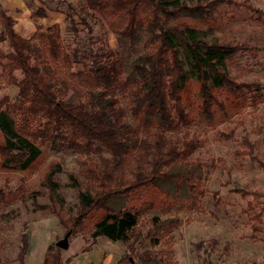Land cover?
Returning <instances> with one entry per match:
<instances>
[{"label":"trees","instance_id":"16d2710c","mask_svg":"<svg viewBox=\"0 0 264 264\" xmlns=\"http://www.w3.org/2000/svg\"><path fill=\"white\" fill-rule=\"evenodd\" d=\"M81 2L79 8H68L71 43L64 41L56 24L45 29L37 26L31 38H22L14 30V19L0 7V43L7 45V51L0 49V71L5 81L17 88L14 103L10 104L7 97L0 99V168L24 171L36 165L43 157L41 146H49L52 151L67 146L85 154L83 170L79 175L68 174L63 185L77 192V214L69 220L60 218L59 222L75 235L89 217L100 212L90 241L81 252L88 251L102 237L121 245L125 254L118 264H129L136 245H141L140 235L135 232L138 218L150 209L127 208L133 194L153 189L178 211L194 209L204 195L201 161H188L198 141L184 136L179 143L166 137L189 126L187 109L193 105L178 47L189 51L191 68L199 82L197 107L209 120L213 107L226 113L218 91L240 107L248 94L264 86L234 81L220 71L218 65L231 63L238 47L202 41L199 30L188 24L213 18L217 0H195L191 4L185 0ZM45 16L43 8L31 13V18ZM74 16L88 28L86 45L80 44L81 30ZM88 18L116 37L115 50L106 43L101 45L100 39L92 35ZM73 64L81 65L82 70L71 72ZM117 90L126 92L128 107L120 106ZM256 103L253 97L252 105ZM243 146L247 151L240 155L252 158L248 138L243 139ZM257 162L264 168L261 161ZM60 171L54 163L42 187L48 190L50 203L62 208L64 199L54 178ZM233 192L256 203L264 198V193L247 189ZM39 195L34 193V199ZM48 208L36 205L40 211ZM249 208L254 210L251 204ZM251 214L252 231L264 235V215L254 211ZM177 223L161 221L154 214L146 237L157 245L155 236L176 228ZM27 248L26 234L16 259L18 264H23ZM61 254L54 243H49L42 264H68L62 263ZM137 258L141 264L157 262L156 256L147 251Z\"/></svg>","mask_w":264,"mask_h":264},{"label":"rangeland","instance_id":"374dc122","mask_svg":"<svg viewBox=\"0 0 264 264\" xmlns=\"http://www.w3.org/2000/svg\"><path fill=\"white\" fill-rule=\"evenodd\" d=\"M24 1L30 14L38 8H43L46 13L45 18L30 16L35 30L37 26L45 29L56 24L64 41L72 42V37L67 32L68 8L70 5L79 8L83 4L82 0ZM185 1L188 4L195 2ZM217 1L213 18L207 22L188 24L199 30V39L202 41L238 47L231 63L218 65L220 71H225L234 81L258 82L264 86V0ZM73 21L81 30L80 44L86 45L88 28L79 22L77 16L73 17ZM88 22L93 29L92 35L100 39L101 45L106 43L107 47L115 50L116 37L105 31L106 27L102 29L98 21L88 18ZM178 48L181 49L180 58L193 105L187 109L189 126L181 127L178 132H170L166 137L179 143L184 136L198 141L188 161H201V186L204 195L198 199L194 209L178 211L170 208L166 199L153 189H142L133 194L131 201L126 204L127 208L140 211L149 207L150 209L138 218L135 232L140 235L141 245H136L135 253L130 255L129 264H141L137 255L146 251L156 256L157 262L154 264H264V235L252 231L251 220L252 211L264 215V198L256 203L251 199H242L233 192L234 189H247L264 193V168L257 162L259 160L264 164V89L248 94L247 100L240 107L235 103L231 104L225 94L218 91L219 98L226 106V113L222 114L213 107V117L209 120L199 113L197 107L199 82L195 79V70L191 68L189 51L181 45ZM0 49L7 51L6 43H0ZM70 70L74 73L81 71L82 67L73 64ZM15 74L19 80L20 73ZM0 85V99L7 97L10 104L14 103L17 99V88L5 81L1 71ZM115 96L121 101L120 106L128 107L126 92L117 90ZM253 97L257 101L254 106ZM244 138H248L252 146V158L240 155V152L247 151L243 146ZM40 148L43 150V157L36 165L24 171L0 168V264H18L16 259L23 235L29 236V227L35 221L45 220L47 226L49 224V243L55 244L67 233L59 222L60 218L69 220L77 214V192L63 185L67 183L68 174L79 175L83 170L86 155L74 152L67 146L60 147L58 151L50 150L49 146ZM253 158L257 160L254 161ZM54 163L61 169L54 178L60 185L58 193L64 199L62 208L56 203H50L49 192L42 187L44 177ZM34 193L40 195L34 199ZM249 204L254 210L249 208ZM36 205H47L49 208L40 211L36 209ZM154 214L161 221L178 222L176 228L155 236L159 241L157 245H153L146 237ZM100 216V212H95L85 221L83 229L69 236L68 249L61 250L62 263L69 264V259L65 258L70 247L76 251L87 247L92 227ZM33 227L39 229L36 224Z\"/></svg>","mask_w":264,"mask_h":264},{"label":"crops","instance_id":"0c3cea01","mask_svg":"<svg viewBox=\"0 0 264 264\" xmlns=\"http://www.w3.org/2000/svg\"><path fill=\"white\" fill-rule=\"evenodd\" d=\"M0 7L14 19V30L19 36L29 39L34 34L35 28L30 22L31 14L24 0H0ZM35 224L39 229L33 227ZM50 240V226H47L45 220L31 224L24 264H42ZM124 254L125 250L121 245L99 237L86 252L70 247L65 259H69V264H118Z\"/></svg>","mask_w":264,"mask_h":264},{"label":"water","instance_id":"95a60500","mask_svg":"<svg viewBox=\"0 0 264 264\" xmlns=\"http://www.w3.org/2000/svg\"><path fill=\"white\" fill-rule=\"evenodd\" d=\"M69 236H70V231H67V233L63 236L62 239L55 242V246L60 250H67L69 247V242H68Z\"/></svg>","mask_w":264,"mask_h":264}]
</instances>
